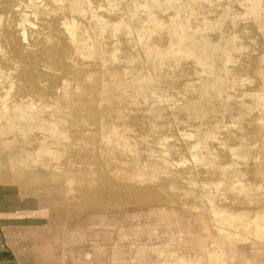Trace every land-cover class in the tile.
<instances>
[{
	"label": "bare ground",
	"instance_id": "obj_1",
	"mask_svg": "<svg viewBox=\"0 0 264 264\" xmlns=\"http://www.w3.org/2000/svg\"><path fill=\"white\" fill-rule=\"evenodd\" d=\"M142 104L145 134L167 111L195 129L149 136L143 156L148 136L129 132ZM213 113L232 126L220 131ZM0 167L25 187L57 181L48 192L64 193L62 207L68 193L83 207L114 205L109 191L154 197L163 174L207 233L209 264H228L239 242L264 247V0H0ZM84 182L97 192L83 195Z\"/></svg>",
	"mask_w": 264,
	"mask_h": 264
},
{
	"label": "rangeland",
	"instance_id": "obj_2",
	"mask_svg": "<svg viewBox=\"0 0 264 264\" xmlns=\"http://www.w3.org/2000/svg\"><path fill=\"white\" fill-rule=\"evenodd\" d=\"M255 38L258 39L256 40L260 45L262 42L261 38ZM241 41H244L243 43L247 42L246 40ZM256 49H260V46ZM252 53L253 50L250 47L236 54L239 56L238 64H241V61H247V57ZM241 58L243 60H241ZM248 71V77L250 76L253 80V74L250 70ZM190 78L194 79L195 76ZM255 81L256 80H253V84L246 86V88L250 90L257 89L255 88ZM177 92L178 91L174 90L170 92L169 90L166 93L168 99L171 100L172 98V101L175 100L176 102H174L176 104L181 102V95ZM253 92L254 91H251L250 93ZM229 93L233 94L235 92L230 90ZM247 97L246 95L245 98ZM178 98L180 101H178ZM233 98L230 99L231 101H229L228 104L236 100L235 96ZM172 101L168 103H174ZM234 103L233 105L231 104V106H234ZM140 107L143 108L141 109L143 113L139 110L140 114L139 112H133V118L136 117L135 119L130 117L132 121L135 120L136 125L134 122L132 123V121H130V118V120H128L130 124L132 123L131 126L133 125V128H129V130H132L129 131L132 136H130L131 134L129 136L138 140L139 138L137 136L140 133L142 136H148V138L146 136L144 137L145 139L147 138L146 141L149 139L148 142L142 141L143 143L139 144L141 147L143 146L144 149L147 144L150 145H148V148L153 146L149 136L164 133V135L168 134L167 136L170 138H168V140L171 141L176 139L178 134L183 132L188 133V131L192 132L195 129L194 127H190V129L189 126L185 124L182 125L173 122L169 111H167V115L165 116L167 118L163 119L162 131L156 130L158 134H154V132H151L150 135L145 134L150 133L148 128L145 127L147 125L145 121L146 118L143 117L146 116L147 112L146 110L144 111L145 106H143V104ZM170 107L171 106H169V108ZM213 114H210L207 121L211 120V118H218V114ZM219 116L221 115L219 114ZM227 116L226 118L219 117L224 118L222 121L218 118L222 127L220 131H223L225 129L223 127L225 126H232L231 120L233 119ZM254 117L255 116L250 115L247 120L246 116L243 122L248 124V121H250L248 124L249 126L243 123V125L241 124L242 127L239 124V127H242L240 130H243L244 126L245 131L250 128L252 129L253 125L251 126V124H255L253 120ZM183 118V115H179L180 120ZM137 119L141 120V123H139L140 121H136ZM142 120L145 121V124H142L144 123ZM228 121L231 123L229 124ZM234 122H237V119L234 120ZM171 124L173 127H170L172 126ZM136 126L141 129L137 131L138 128ZM178 128H180V131ZM246 128L248 129L246 130ZM145 129H147V132ZM164 131L167 132V134H165ZM133 134H136V137ZM153 138L154 136H152V139ZM140 146V154L146 156L147 148L144 150L141 149ZM1 170L2 169H0V264H176L178 258L194 260L197 256L201 257V264H209V257L204 251L205 249H201V245L208 249L210 239L207 233L202 231L200 225L195 221V215L182 210L175 204L181 200L182 194L180 192H172L168 187H164V184L166 183L167 185V180L170 179L166 175H159L158 183L161 182L162 185L160 186H163V190L159 189L156 195H153L154 197L146 196L140 200L135 195L130 197L123 191H109L105 194H110L116 200L114 205L90 207L86 205L83 207L84 203L82 201L74 203L71 197H69L70 193H68V200L66 199L67 201H64V207H62L61 205L58 206L57 202L59 200H65L64 193L56 194L52 192V194L49 195L48 192V188L49 190L53 188V184L57 181L55 182L49 178L50 181L47 179L45 181L46 183L42 184L38 183L39 180L37 177L25 176L29 181V184H27L28 186L25 187L21 185L20 182L14 181L16 178L12 176V173L5 172L4 170L1 172ZM173 178L172 180H174L177 186H185V180L180 176ZM199 178L208 179L209 177L202 175ZM249 179H255V177L249 176ZM257 180L259 179L257 178ZM91 186H89L88 182L77 185V187L83 191L82 194L87 197L97 192L95 186ZM73 194L74 193H72L71 196ZM155 196H157V198ZM159 196L161 197L159 198ZM49 197L52 199V204L44 202L49 199ZM234 209L236 210L238 208L235 207ZM37 211H42V215H39L40 213ZM172 211L175 212L172 213ZM34 212L38 213V215ZM31 214L34 216L31 217ZM212 232L214 234V231ZM198 236H203L200 246L196 245L195 238ZM235 245L237 247V256L231 260L227 259L228 264H264V249H262L264 247L254 245L253 241L244 243L239 242ZM153 248H157L156 251L158 253L154 251ZM142 249V255L138 256L137 253ZM158 249H160V254ZM161 249L163 250L161 251ZM257 249H260V251H257ZM169 251H172L171 254ZM161 253L163 255H161ZM86 254L89 256L86 257Z\"/></svg>",
	"mask_w": 264,
	"mask_h": 264
},
{
	"label": "crops",
	"instance_id": "obj_3",
	"mask_svg": "<svg viewBox=\"0 0 264 264\" xmlns=\"http://www.w3.org/2000/svg\"><path fill=\"white\" fill-rule=\"evenodd\" d=\"M89 219H91V218H89ZM201 230H202V229H201ZM198 238H199V236L195 238V239H196V245H197V246H198V244H197V240H198ZM262 249H264V248H262ZM257 251H260V249H257ZM142 253H143V249H142V250H139V252L137 253V255H138V256H141ZM88 256H89V255L86 254V257H88ZM200 258H201V257H199V256H197L196 259H194V260H186V259H184V258H178L176 264H201V263H200ZM170 264H171V263H170Z\"/></svg>",
	"mask_w": 264,
	"mask_h": 264
}]
</instances>
